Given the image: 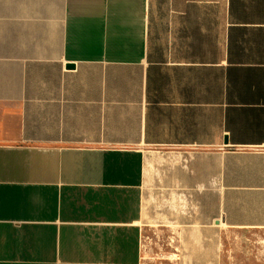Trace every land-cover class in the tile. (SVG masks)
Returning a JSON list of instances; mask_svg holds the SVG:
<instances>
[{
  "label": "crops",
  "instance_id": "crops-1",
  "mask_svg": "<svg viewBox=\"0 0 264 264\" xmlns=\"http://www.w3.org/2000/svg\"><path fill=\"white\" fill-rule=\"evenodd\" d=\"M147 228L188 264L264 232V0H0V264Z\"/></svg>",
  "mask_w": 264,
  "mask_h": 264
},
{
  "label": "rangeland",
  "instance_id": "rangeland-1",
  "mask_svg": "<svg viewBox=\"0 0 264 264\" xmlns=\"http://www.w3.org/2000/svg\"><path fill=\"white\" fill-rule=\"evenodd\" d=\"M179 244L163 239L155 229H145L143 236L142 264H188L180 252ZM205 254L199 253L198 264L211 262ZM215 264H264V232L229 230L224 234L219 256Z\"/></svg>",
  "mask_w": 264,
  "mask_h": 264
},
{
  "label": "water",
  "instance_id": "water-1",
  "mask_svg": "<svg viewBox=\"0 0 264 264\" xmlns=\"http://www.w3.org/2000/svg\"><path fill=\"white\" fill-rule=\"evenodd\" d=\"M69 69H72V66H68Z\"/></svg>",
  "mask_w": 264,
  "mask_h": 264
}]
</instances>
